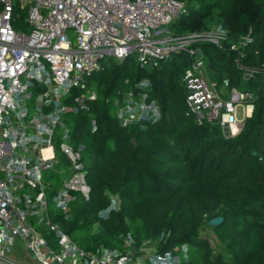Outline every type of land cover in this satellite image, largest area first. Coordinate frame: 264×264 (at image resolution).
Instances as JSON below:
<instances>
[{
  "label": "trees",
  "instance_id": "trees-1",
  "mask_svg": "<svg viewBox=\"0 0 264 264\" xmlns=\"http://www.w3.org/2000/svg\"><path fill=\"white\" fill-rule=\"evenodd\" d=\"M15 12L21 19L13 21L14 27L26 29V8L17 6ZM212 24L226 28L228 40L250 34L243 61L255 69L264 62V0H185L184 11L170 22L177 35ZM199 44L216 81L227 77L230 85L255 94L252 113L235 135H226L216 122H198L189 110L184 51L159 59L156 66L137 63L134 69L132 56H109L102 69L85 77L83 88L71 89L69 96L86 89L96 93L87 110L67 114L72 145H82L89 197L78 195L68 215L52 208L51 216L85 250L122 247L121 233L130 232L136 243L163 233L160 250L187 244V260L176 264H263L264 90L256 76L242 77L234 50ZM180 55L184 60H178ZM142 79L151 82L148 98L157 101L160 116L143 125H122L113 100L125 90L137 92ZM56 153L60 160L48 173L58 184L59 169L66 171L68 160L59 148ZM110 195L117 199L116 208L100 214ZM216 215L222 221L209 224ZM205 225L219 239L214 245L211 232L201 231Z\"/></svg>",
  "mask_w": 264,
  "mask_h": 264
},
{
  "label": "built area",
  "instance_id": "built-area-1",
  "mask_svg": "<svg viewBox=\"0 0 264 264\" xmlns=\"http://www.w3.org/2000/svg\"><path fill=\"white\" fill-rule=\"evenodd\" d=\"M17 6L26 8V29L13 25L20 18ZM184 9L185 0H0V264L187 260L186 243L158 249L163 233L139 243L130 232L121 233L122 247L85 250L51 216L52 208L68 215L72 200L89 197L82 145H72L67 114L87 110L96 93L90 89L69 93L83 88L85 77L102 69L107 57L132 56L140 65L153 66L172 52L186 51L191 62L183 73L185 100L198 122H216L225 134L234 135L244 117L251 115L254 92L230 85L227 77L216 81L199 44L208 41L234 50L242 77L256 76L264 90V62L255 69L243 61L242 47L251 40L250 34L228 40L226 28L212 24L197 33L174 35L166 25ZM150 85V80L142 79L136 83L137 92L125 90L114 98L120 124L143 125L159 118L157 101L148 98ZM238 110L244 116L238 117ZM56 148L68 160V169H59L63 174L58 184L48 173L60 160ZM116 206L117 199L111 198L99 213Z\"/></svg>",
  "mask_w": 264,
  "mask_h": 264
},
{
  "label": "rangeland",
  "instance_id": "rangeland-1",
  "mask_svg": "<svg viewBox=\"0 0 264 264\" xmlns=\"http://www.w3.org/2000/svg\"><path fill=\"white\" fill-rule=\"evenodd\" d=\"M25 15H26V14H25ZM25 15H24V16H25ZM23 18H24V17H23ZM19 19H21V18H19ZM166 26H167V28H169V29L172 31V33L174 34V32H173L174 30L172 29L170 23L167 24ZM196 33H197V32H196ZM174 35H177V34H174ZM196 42H197V41H196ZM192 43H195V42L192 41ZM184 52H186V51H184ZM174 53H176V52H172L170 55H172V54H174ZM182 55H184V54H182ZM186 55H187L186 58L189 59V62H191V61H190V57H189V55H188V54H185V56H186ZM166 58H167V57H166ZM184 58H185V57H182V56L180 55V56L178 57V60H184ZM161 59H162V58H161ZM178 60H177V61H178ZM206 60H207V62H208V60H210V59L207 57ZM171 61H172V60H171ZM133 62H134L135 64H134V63L131 64V67H130L131 69H134L135 66H136V64L138 63L136 60L133 61ZM157 63H158V62H157ZM157 63H156L155 65H153V66H156ZM173 63H174V60H173ZM184 70H185V68H184ZM238 108H240V106H238ZM238 112H239V113H238V114H239L238 117H242V116H244L243 113H242V111L238 110ZM194 116H195V115H194ZM245 118H246V117H244V119H245ZM195 119H197L196 116H195ZM244 119H243V121H242L241 126L243 125ZM226 135H227V134H226ZM234 135H235V134H234ZM110 196H111V198L114 197V196H112V195H110ZM115 197H116V196H115ZM114 199H116V198H114ZM204 230H205V231H206V230H207V231H210V230H213V229H212L210 226H207V227H206V225H205V226H203V228H202L201 231L203 232ZM210 232H211V231H210ZM211 234H212V237L215 238V241H213L214 238H211V243L214 245V243H215L216 241L218 242L219 239L216 237V234H215L214 232H211ZM212 241H213V242H212Z\"/></svg>",
  "mask_w": 264,
  "mask_h": 264
},
{
  "label": "water",
  "instance_id": "water-1",
  "mask_svg": "<svg viewBox=\"0 0 264 264\" xmlns=\"http://www.w3.org/2000/svg\"><path fill=\"white\" fill-rule=\"evenodd\" d=\"M131 140H132V142H135L134 137H132ZM222 219H223V216H221V215L212 216L211 218H209L208 223L211 225H215V224L220 223L222 221ZM131 251L134 253L137 251L135 244H133L131 246Z\"/></svg>",
  "mask_w": 264,
  "mask_h": 264
}]
</instances>
